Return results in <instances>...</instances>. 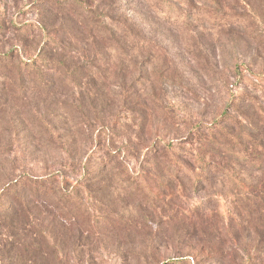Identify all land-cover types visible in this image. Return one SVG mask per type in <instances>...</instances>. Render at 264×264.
<instances>
[{
    "label": "rangeland",
    "instance_id": "374dc122",
    "mask_svg": "<svg viewBox=\"0 0 264 264\" xmlns=\"http://www.w3.org/2000/svg\"><path fill=\"white\" fill-rule=\"evenodd\" d=\"M62 1L0 0V93L13 85L0 107V205L15 182L50 173L74 196L64 209L25 199L13 232L2 215L0 264H264L259 180L226 166L210 137L207 147L197 140L219 135L202 130L216 125L264 137V0H220L228 16L185 40L139 0H116L123 25L148 37L143 52L128 44L124 53L76 33L51 5ZM79 1L98 12L110 2ZM56 43L64 50L49 51ZM63 51L73 80L29 93L15 65ZM162 147L192 174L201 171L195 158L215 155L223 174L193 184L167 170ZM107 152L126 167L124 181L100 161Z\"/></svg>",
    "mask_w": 264,
    "mask_h": 264
},
{
    "label": "trees",
    "instance_id": "16d2710c",
    "mask_svg": "<svg viewBox=\"0 0 264 264\" xmlns=\"http://www.w3.org/2000/svg\"><path fill=\"white\" fill-rule=\"evenodd\" d=\"M109 1L106 10L101 12L89 8L87 5H82L79 0H67L57 5H51L53 8L67 13L66 17L68 16L69 18L64 19H70V27L75 26L76 33L83 34L84 37L92 41V43L101 42V44L105 45L108 49H112V47L114 48L116 45L118 49L115 50L122 53L125 52L122 51L125 46L131 44L138 46L143 52V46L148 38L147 33L143 28L134 30L131 24L130 30H128L123 25V16L119 14L117 1ZM139 1L151 12V15L157 22L156 24L166 30L174 31L177 35L171 33L173 36H179L184 40L186 38H192V34H195V32L199 31L202 27H207L206 31H209L208 29H210L211 26H216L218 22H222L228 16L227 13L229 12H225L226 10H224V6L220 0ZM130 21H132L131 18ZM76 33L72 32L68 33V35L66 34L68 36L67 41L72 43L71 40ZM120 40L124 42L122 41L123 43H121ZM49 49V51H51V49L64 50L58 43L54 44L53 47H49ZM189 53L192 55L193 50H190ZM67 54L68 53L65 51H63V54L55 53L54 57H52L54 59H51V61L46 59L47 57L42 58L39 62H37V60L30 62L20 61L19 64L17 63L15 65L16 77L22 84L24 83L28 86L27 90L29 93H42L54 84H63L66 81H72V76L66 75L67 69L65 59ZM84 57H87V54ZM0 66L7 68L4 62L2 64L0 63ZM58 73H60L59 76L55 77V74ZM12 87L13 85L9 84L7 86V91L2 90L0 93V107L6 103L7 92L11 91ZM239 100L242 102L247 100V98L244 97ZM226 116L228 115L226 114ZM210 128L209 126H204L202 130L208 134L216 132L219 133V135H201L202 139L197 137V140L200 141V146L207 147L208 143L205 142L207 141L205 136L210 137L211 145H216L220 149L223 160H226V166H231V162H233V164L250 172L249 176L251 181L258 179L257 187H254L253 191L256 193V200L264 203V137L257 138L256 135H229L226 131L224 132V128H220V130L217 129V125L212 129ZM198 132L199 130H196L194 135L199 136L197 135ZM161 151L162 160L167 164V170L169 169L173 172L180 173L183 178L190 180L193 184L200 182L211 184L208 179H203L201 177L206 171L223 174L224 167L220 166L215 155H211V159L208 161L202 158H195L196 164H198L201 171L192 174L183 170L177 160L167 157L168 155L165 154L163 147ZM105 157H107L106 160L103 159L100 161L104 162V166L115 164L117 173L122 176L118 177V180L124 181L126 167L123 163L121 161H114V158H112L111 154L108 152L105 154ZM90 161L91 160H88L87 163ZM251 172H256V175L253 176ZM63 177L64 176L60 173H50L39 177L22 179L8 187L2 193L4 196L3 199L8 205H0V217L3 218L2 215H6L5 217H12L8 227L5 226V228L9 229V232H13L18 220L16 219L15 221V216L21 212H26L29 204H31L30 201L25 202V199L37 201L34 204H37L39 201L52 202L54 200L55 206L60 209H64L68 206V201L72 200L74 196L55 188V185H61L62 181H64ZM19 187L23 188L21 195L19 194ZM245 194H248V192H245ZM17 224H19V222ZM255 230L258 231L261 229L254 227L253 231ZM185 262L186 260L184 258H178L170 264H184Z\"/></svg>",
    "mask_w": 264,
    "mask_h": 264
}]
</instances>
